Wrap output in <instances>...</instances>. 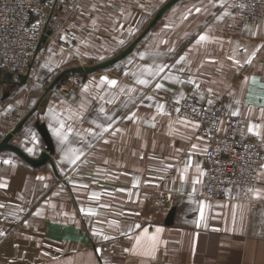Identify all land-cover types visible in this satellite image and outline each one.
Returning a JSON list of instances; mask_svg holds the SVG:
<instances>
[{
  "label": "crops",
  "instance_id": "0c3cea01",
  "mask_svg": "<svg viewBox=\"0 0 264 264\" xmlns=\"http://www.w3.org/2000/svg\"><path fill=\"white\" fill-rule=\"evenodd\" d=\"M149 6L64 0L38 78L5 80L0 71V141L22 122L11 142L40 158L39 121L54 145L41 165L0 150V264H264V160L254 187L204 197L208 138L173 104L211 101L223 132L264 141V20L235 13L232 0H181L121 61L89 73L73 93L46 94L61 72L123 45ZM201 34L209 39L197 43ZM148 66L166 67L149 77ZM61 123L66 140L54 131ZM158 228L145 254L137 238Z\"/></svg>",
  "mask_w": 264,
  "mask_h": 264
},
{
  "label": "built area",
  "instance_id": "2783aa9c",
  "mask_svg": "<svg viewBox=\"0 0 264 264\" xmlns=\"http://www.w3.org/2000/svg\"><path fill=\"white\" fill-rule=\"evenodd\" d=\"M58 0H0V70L23 73L32 67L41 38L47 30L48 15ZM235 13L252 21L264 20V0H234ZM88 75L73 72L53 90L71 93ZM177 115L196 120L207 136L205 151L206 198L225 196L229 187H254L264 160V141L223 132L222 115L216 105L196 98L174 102ZM179 109V111H177Z\"/></svg>",
  "mask_w": 264,
  "mask_h": 264
},
{
  "label": "water",
  "instance_id": "95a60500",
  "mask_svg": "<svg viewBox=\"0 0 264 264\" xmlns=\"http://www.w3.org/2000/svg\"><path fill=\"white\" fill-rule=\"evenodd\" d=\"M177 1H179V0H167L156 11L154 17L150 20V22L144 28V30H142V32L128 46H126L124 49L119 51L114 56H112L110 58H107L105 60H102L100 62L93 63V64L74 66V67H71L68 70H65V71L61 72L60 74H58L56 76V78L51 82V84L49 86H47L46 94H49L50 91H52V89L55 86V84H57L59 82L61 77L64 74L68 73V72H72V71L94 72L96 70L106 68V67L110 66L111 64H114V63L118 62L119 60H121L123 57H125L128 53L131 52V50L133 49L135 44L150 30V28L153 26V24H155L157 22V20L161 17V15ZM47 33H49V31H47V32H45L43 34V36L41 38V41H44L46 39ZM28 75H29V70L22 75V80L21 81L24 82L27 79ZM4 76H5L4 77L5 80L7 78L11 79L12 76H13V73L8 71V72H5ZM21 124H22V122H19L13 128V130L11 132H9L0 141V150L2 148H4V147H10V148H13L16 151H18L31 164H33V165H41V164H43L45 161H47L51 157V154L54 152L53 141H52L51 135H50V133H49L47 127H46V124L44 122H39V121L37 122L38 130L40 131V133H41V135H42V137H43V139H44V141L46 143V150L43 152V154H42V156L40 158H33L32 156H30L26 152H24L18 145H16V144L11 142V138L19 130ZM174 210H175L174 208H172L170 210V212H169V214L167 216V219H166L167 223H170V222L173 221Z\"/></svg>",
  "mask_w": 264,
  "mask_h": 264
},
{
  "label": "rangeland",
  "instance_id": "374dc122",
  "mask_svg": "<svg viewBox=\"0 0 264 264\" xmlns=\"http://www.w3.org/2000/svg\"><path fill=\"white\" fill-rule=\"evenodd\" d=\"M167 0H151V6H149L148 7V10H151V12L150 13H148L147 15L146 14H144L142 17H143V22H142V25H141V28L137 31V32H135L134 34H132V36H130L129 38H127L126 39V41H125V43L123 44V45H121L120 47H118V48H116L115 50H113L109 55H107V56H104V58L105 59H107V58H110V57H112V56H114L115 54H117L119 51H121L122 49H124L126 46H128L141 32H142V30H144V28L148 25V23L150 22V20L154 17V15H155V13H156V11L166 2ZM181 0H179V1H177V2H175L174 4H177V3H179ZM64 2V0H58L57 1V3L55 4V6L53 7V9H52V11L50 12V14L48 15V19H47V30H46V32L47 31H49V33H47V36H46V39L44 40V41H41V43H40V46H39V52H38V55H37V57L35 58V60L32 62V67L30 68V69H28L29 70V74L32 76V77H34V76H36L37 78H38V76H37V74L41 71V69H42V67H43V59L45 58V55H46V53H47V44H49L50 42L51 43H53L54 42V33H53V20H55V17L56 16H59L57 13L59 12V7H60V5L62 4ZM232 3H234V0H232ZM173 4V5H174ZM72 6V5H71ZM170 8V7H169ZM71 11H73V10H71ZM70 11V12H71ZM261 21H263V20H261ZM255 22H257V21H255ZM143 38V37H142ZM142 38L136 43V44H138L141 40H142ZM135 44V45H136ZM137 46V45H136ZM133 49H134V47H133ZM133 49L131 50V52L130 53H132L133 52ZM130 53H128L127 55H129ZM126 55V56H127ZM100 55H98V56H96V58H94V59H92V60H87L88 62H91V63H86V64H93V63H96V62H94L95 61V59H100L101 58V56L99 57ZM125 56V57H126ZM95 57V56H94ZM104 58H101V59H104ZM124 58V57H123ZM122 58V59H123ZM121 59V60H122ZM121 60H119V61H121ZM102 61V60H101ZM118 61V62H119ZM98 62H100V61H98ZM117 62V63H118ZM85 63V62H84ZM86 64H81V65H86ZM107 68V67H106ZM28 70H26L25 72H23V73H26ZM43 70V69H42ZM99 70H101V69H99ZM1 71V70H0ZM97 71V70H96ZM1 72H4V71H1ZM73 72H85V71H72V72H69V74L67 75V77L71 74V73H73ZM95 72V71H94ZM86 73H91V72H86ZM66 77V78H67ZM42 78V77H41ZM66 78H64V79H66ZM86 78V77H85ZM64 79H60V80H64ZM38 80V79H37ZM59 80V81H60ZM83 82V81H82ZM81 82V83H82ZM81 83H80V85H81ZM38 84H39V82H38ZM79 85V86H80ZM79 86L74 90V91H72L71 93H73V92H75L78 88H79ZM55 91L52 89V91H50V93H54ZM55 93H58V92H55ZM175 101H178V100H175ZM174 101V102H175ZM174 102H173V104H174ZM220 111V110H219ZM176 112V111H175ZM221 113V112H220ZM177 114V113H176ZM222 115V114H221ZM194 121H196V120H194ZM200 125V124H199ZM200 128H201V126H200ZM241 137V136H240ZM243 138H245V137H243ZM249 139V138H248Z\"/></svg>",
  "mask_w": 264,
  "mask_h": 264
},
{
  "label": "snow or ice",
  "instance_id": "6c2138e0",
  "mask_svg": "<svg viewBox=\"0 0 264 264\" xmlns=\"http://www.w3.org/2000/svg\"><path fill=\"white\" fill-rule=\"evenodd\" d=\"M197 11H199V9H197ZM209 37L207 34H201L199 36V39L197 41V43H200V42H203V41H206L208 40ZM245 51H247V49H245ZM255 51H253L248 59L246 60V63H251V59L252 57L255 56ZM231 58V57H230ZM183 59V58H182ZM236 63L239 64L240 61L239 60H236ZM165 67L166 66H157L155 68L151 67V66H148L146 67L145 71L148 73V76L149 77H152V76H159L161 73H163L165 71ZM167 78V77H165ZM253 80H255V78H253ZM102 81H106L109 85H112V86H115L118 84V81L116 80H112V79H108L107 77H103L102 78ZM149 79H138L137 83L141 84V85H147L149 84ZM156 87L157 88H161L163 87L162 84H159L157 83L156 84ZM211 103V101H210ZM161 109L163 108V106H159ZM100 111H104L103 108L100 109ZM177 111H179V109H177ZM239 113L238 112H234L233 115H238ZM135 114H133L134 116ZM65 127V125L63 123L60 124V127L59 128H56L54 129V131L56 132V134L60 137H62V139H67V136L61 131V129H63ZM111 125H108V127L104 128V131H107L108 128H110ZM258 125H253L252 128H250L249 130L250 131H255V134L256 135H260L259 131L257 130L258 129ZM70 130V129H69ZM193 147H195V145H193ZM29 151H32V149H29ZM73 152H75V150H73ZM76 159H79V155H76L75 158L72 160L73 163H75V160ZM5 163H11V161H5ZM187 169H185L186 171ZM41 179H43V177H41ZM199 182V181H197ZM195 191V189H193ZM95 195V194H93ZM257 195H259V193H257ZM137 227H139V225H137ZM162 231L161 229H157L156 230V234H153L151 236L148 235V232H147V229L144 230V234H143V237H138L137 238V245L138 246H142L145 250V254H151L153 251H155V247H156V242H157V234ZM105 239H107V237H105ZM146 239L147 243H143V241Z\"/></svg>",
  "mask_w": 264,
  "mask_h": 264
},
{
  "label": "trees",
  "instance_id": "16d2710c",
  "mask_svg": "<svg viewBox=\"0 0 264 264\" xmlns=\"http://www.w3.org/2000/svg\"><path fill=\"white\" fill-rule=\"evenodd\" d=\"M116 63H117V62H116ZM116 63H114V64H116ZM114 64H111V65H110V66H108V67H111V66H113ZM68 74H69V72H68V73H66V74H64V75L61 77V79H64V78H66Z\"/></svg>",
  "mask_w": 264,
  "mask_h": 264
}]
</instances>
